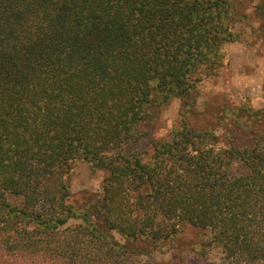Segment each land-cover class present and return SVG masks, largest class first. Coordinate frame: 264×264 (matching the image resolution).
I'll list each match as a JSON object with an SVG mask.
<instances>
[{"label":"trees","instance_id":"trees-1","mask_svg":"<svg viewBox=\"0 0 264 264\" xmlns=\"http://www.w3.org/2000/svg\"><path fill=\"white\" fill-rule=\"evenodd\" d=\"M235 6L0 0V264H152L139 256L182 222L209 229L227 264H264V129L220 146L183 119L148 159L123 152L217 67ZM79 159L106 171L100 191L74 195Z\"/></svg>","mask_w":264,"mask_h":264},{"label":"rangeland","instance_id":"rangeland-1","mask_svg":"<svg viewBox=\"0 0 264 264\" xmlns=\"http://www.w3.org/2000/svg\"><path fill=\"white\" fill-rule=\"evenodd\" d=\"M235 2L232 22L236 34L223 45L220 63L211 73L198 71L193 96L187 100L174 97L162 105L156 118L142 123L144 134L125 144L123 152L141 153L148 159L153 153V139H170L183 119L194 129H214L221 136L220 146L230 141L250 143L254 133L264 129V116H251L252 110L264 115V0ZM194 101L195 110L187 113L188 104ZM251 122L256 129L250 126ZM240 162L232 166L233 175L245 170ZM105 175V170L79 159L70 174L74 195L80 196L85 190L100 191ZM117 236L123 239L120 234ZM210 237L209 229L182 222L177 234L157 249L153 259L148 255L139 258L152 264H227L222 249L211 243Z\"/></svg>","mask_w":264,"mask_h":264}]
</instances>
